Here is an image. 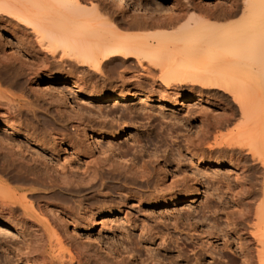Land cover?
I'll return each mask as SVG.
<instances>
[{"label": "bare ground", "instance_id": "6f19581e", "mask_svg": "<svg viewBox=\"0 0 264 264\" xmlns=\"http://www.w3.org/2000/svg\"><path fill=\"white\" fill-rule=\"evenodd\" d=\"M142 1L0 0V29L14 35L6 40L0 36V85H18L28 79V89L33 91L49 78L82 96L81 76L88 70L86 75L93 73L115 83L111 92L82 96L91 106L132 102L143 84L149 85L158 104H221L220 116L204 115L195 136L188 135L178 143L184 146L190 164L214 167V171L229 169L222 196L216 195L206 206L210 219H223L222 227L215 222L209 232L222 241L217 251H211L230 264H264V0H219L214 4L173 0V9L168 13L162 9L163 14H154ZM117 19L120 21L113 23ZM233 19L235 22H229ZM120 27L149 34L128 36ZM116 67L124 69L115 79L112 71ZM49 91L50 95H44L57 110L46 115L49 121L43 125L35 120L42 106L37 108L26 96L0 90L1 128L20 132L11 125L25 113L49 131L43 137L24 134L27 144L38 147L35 156L28 158L15 149V143L0 140V173L30 185L14 189L0 179V226L19 231L23 239V248L15 251L16 264H190L185 249L168 257L170 245L163 238L160 241L166 244L159 245L163 253L144 250L147 254L142 258L132 244L120 252V259L110 260L92 253L73 237L80 226L94 224L98 215L111 214L110 206L94 201L112 188L109 181L136 186L137 191L142 190L137 192V202L154 208L192 203L201 196L202 184L198 172L180 166L182 154H153L145 160L130 150L117 154L97 151L100 157L91 159L89 172L82 176L68 164L57 166L48 158L56 149L70 148L80 154L84 139L93 148L98 139L115 141L126 132L90 133L88 129L95 123L92 117L65 114L66 97ZM144 97L139 99L145 101ZM67 120L72 121V135L66 132ZM98 122L99 129L111 124ZM49 145L54 150L48 152ZM128 156L131 158L126 159ZM151 228L146 235L156 241L158 232ZM172 229L176 231L177 225ZM219 260L212 262L219 264Z\"/></svg>", "mask_w": 264, "mask_h": 264}, {"label": "rangeland", "instance_id": "374dc122", "mask_svg": "<svg viewBox=\"0 0 264 264\" xmlns=\"http://www.w3.org/2000/svg\"><path fill=\"white\" fill-rule=\"evenodd\" d=\"M217 1L219 0H208L206 4H214ZM142 2L149 8V10L151 9L154 14L161 13L162 9L164 12H166L167 10L168 13V10H172L174 5L173 0H143ZM113 11H115V8H113ZM117 15L118 13H116V16ZM198 15L201 16L202 14L197 13V16ZM105 17L108 18L107 16ZM235 19L237 20V18ZM235 19L229 22H235ZM119 21L120 20L117 19L116 21L112 22L117 23ZM120 29V32L122 31L121 33L125 35L129 34L128 36L146 35V33L149 34V32L146 31V33H144V31L143 33H140L139 31L134 30H130L129 32L127 31L129 29L125 30V28L121 27ZM0 36L3 38V40H6L13 38L14 35L11 34V31L9 30L5 31L0 29ZM133 63L134 62L132 60L131 65H133ZM123 69V67H116L115 71H112V73H114L112 77L116 79L119 73L118 71H121ZM87 71L88 70H86L84 75H80L81 77H83V80L80 82V93L82 94V96L91 97V94H94L93 96L101 95L113 90L115 83L110 84L101 76H94L93 73H88V75H86ZM112 73L110 75H112ZM85 85H87V88L85 87ZM0 86V90L3 92L7 91V94H9L8 92H10V94H13L17 97L26 96L28 101L34 102V106H37V108L42 106V108L40 107L39 110L35 107L34 108L36 109V111L38 110L37 116H39L37 117L38 119L36 118L35 120L37 122L39 121V123L41 122V124L44 123L43 125L48 124L50 117L49 112H53L55 111V109L57 110V107H54L55 103L52 104L53 102L50 97L44 95L46 92L50 95L51 92L49 90H51L54 94L59 92V94L61 95L59 97H66L65 100L67 101L65 102L68 105L67 107H64V110L66 109L65 114H67V112V115L71 113H80L81 115H84L85 118H88V116L90 118L92 117L91 120L93 119L95 123H99L98 121H106V123H111L107 125V129L100 128V130L97 123L93 124L92 122H90L92 123V126L95 125L93 126L95 129H93L90 125L92 128L88 129L90 133L91 131H97L96 133L104 132L106 134H118L122 131L126 132L123 138L119 140L108 142V140L98 139L99 141L97 140V144L93 148H91L87 140L84 139L82 143L83 145L81 146L82 148H80V154H77L75 151L73 152V150L70 148H61L58 150L56 149V154H53V157L49 154L48 158H53L49 159L51 162L56 163L57 166H62L61 164L67 166L68 164L69 166L73 167L74 171H77L80 176H82L86 172H89V169L91 168L90 165L95 160V158L97 159L100 157V152L106 151L107 153L112 152L114 154H117L125 153L129 150L133 151V153L135 154L137 153L136 156H144L143 158H145V160H148V157L146 156H152L153 154L157 156H160V154H169V157L171 153H173L174 155L182 154V158L184 157V155L186 158L184 157V160L182 159L184 162L182 161L180 163V166L183 169H186L187 172H189V170L191 169H193V171H195L196 173L198 172L197 177L199 178V180L201 179L200 182L202 184L201 196L195 199L192 203L189 202L187 204L170 206L166 208H154L148 204L137 202V195H139L137 192L142 190H139V188L137 187V191L135 188L136 186L134 187V185L130 183H124L123 180H121L120 183H118L117 181H109L112 188H110L109 190H105L103 196L95 197L94 201H97L96 204L98 205L104 203L107 206H110L112 209L111 214L98 215L95 218L94 224L86 226L85 228L84 226H80V228L76 229L73 232V237L76 238L77 241H80L81 245L92 251V253L98 252L103 257L107 259L109 257V259L111 260L113 258L120 259V252L122 253V251H124L123 249L128 248L129 246L131 247L132 244L134 246L135 244L137 247H134L140 250L138 252L140 256L142 258H145L147 253H145L144 250H162L158 251L157 253H163V249L159 246L161 245V243H165L161 242L163 238L164 240H167L170 245V247H168L170 250L168 257L177 256L179 251L185 249L183 251H185V253L188 252L187 255H190V264H213V262L220 259V256L218 257V255H215L211 250L216 249L215 251H217L218 248L221 247L222 241L217 239V235H209V232L215 226L213 225L215 224V222L216 224L218 223L217 226H219L218 228H220L223 219H221V221H214L213 219H210V213L207 212L206 206L209 205V202L211 203L216 199V195L222 196L221 192H223L224 190L223 184L226 180L225 178L229 177V174H227L229 173V169L227 170L226 168H222L221 170L218 169L219 171H214L217 170L214 169V167H209L207 165H195V162H192L193 165L190 164L184 146L179 143L184 140L185 137H188V135L192 137L196 131H199L201 126V118H204V115L208 114L210 116H214L215 114H217L218 116H220L219 114H222V109L220 106L221 104H218L219 106L209 104L207 107L200 102H189L186 103V106L184 107H172L164 104H158V100L151 91V88L149 87V85L145 84L142 85L143 91L141 90L140 92H135L136 99L132 102L118 104L107 102L99 105V107L98 105L91 106V104L84 103L85 100L82 98V96H79L76 93V90L74 88L72 89L71 86L63 88L61 87V83L54 82L49 78H45L40 81L38 83L39 89H34L33 91H30L28 89V79L20 81L18 85L14 84L11 86L8 84H4ZM140 97H144L145 101H142L143 99L140 100ZM146 98H149L151 100L147 101ZM44 110L49 114H45ZM27 115H25L24 113V115L18 117V120H16L14 123L15 125L10 124L15 129L20 130V132L17 131L9 133L8 130L0 127V140L4 143L6 142L7 144L14 145L15 143V149L21 153L25 152L24 154L28 158L30 155L35 156V151L38 150V147L29 143L27 144L24 138V134H37V136L39 135V137H43L49 131H45L44 129H42L39 123L37 124L34 119L30 118V116ZM46 115H48L49 117ZM70 121L71 120H67V123H65L66 127L68 128L66 132H68L69 135H72L74 134V131L71 126L72 121ZM7 125L10 126L9 123ZM18 133L20 136L18 135ZM173 141L177 144H173ZM16 143L20 148H18ZM53 147V145H49L48 152L54 150ZM100 147L102 150L99 149ZM133 147H135V149H133ZM31 149L33 151H31ZM97 151L99 152V154ZM176 157H178V155ZM129 158H131V156H128L126 159ZM171 168L174 169L175 167L172 165ZM10 178L11 176L8 178L0 173V179L2 181H6V184L10 186V188L15 189L18 187L21 188L22 186L26 188L30 186L29 183L26 182H23V185L20 179L19 182L18 179ZM217 188L218 190H216ZM16 216H19V213H17ZM173 224L177 225L176 231L172 229ZM166 226H169V230L172 231L171 234L173 236L170 235V242L167 239L168 233L165 228ZM147 228H154V231L158 232L156 241L151 240L152 237H147ZM191 235L192 238L190 237ZM20 247L23 248V239L21 237V233H19V231H15L12 228H6L4 225H1L0 264H6L7 262H10L9 260H13L12 262H10L11 264H13V262L14 264H16L17 258L15 257V255L16 252L21 249ZM6 251L8 253H6ZM210 252H212L215 256H211ZM138 253L136 254L138 255ZM212 257H215V261L211 259ZM230 257H232V254H230ZM4 260L6 261V263ZM180 260L181 259H179V261ZM217 263L230 264L228 263V259L226 258L222 260L220 259Z\"/></svg>", "mask_w": 264, "mask_h": 264}]
</instances>
